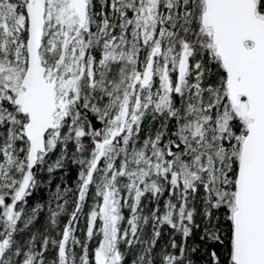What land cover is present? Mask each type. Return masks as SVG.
<instances>
[{
    "label": "snow or ice",
    "instance_id": "6c2138e0",
    "mask_svg": "<svg viewBox=\"0 0 264 264\" xmlns=\"http://www.w3.org/2000/svg\"><path fill=\"white\" fill-rule=\"evenodd\" d=\"M0 264H264V0H0Z\"/></svg>",
    "mask_w": 264,
    "mask_h": 264
},
{
    "label": "trees",
    "instance_id": "16d2710c",
    "mask_svg": "<svg viewBox=\"0 0 264 264\" xmlns=\"http://www.w3.org/2000/svg\"><path fill=\"white\" fill-rule=\"evenodd\" d=\"M77 171L78 169L76 165H71L66 170H56V172L52 174L53 187L51 188L46 183L48 179V173L46 171L44 173H38V179L45 181V183L40 184L39 189L34 192L33 196L30 198V202L34 205L38 200L39 202L47 200L50 196V192L55 191L54 185L61 183V178H63L64 185H67L69 187H75ZM41 223H44V220H41ZM81 226H83V221H81ZM37 227H40V224H38Z\"/></svg>",
    "mask_w": 264,
    "mask_h": 264
}]
</instances>
